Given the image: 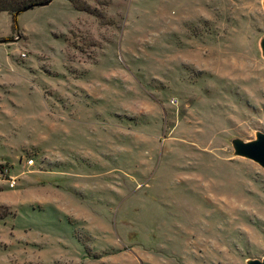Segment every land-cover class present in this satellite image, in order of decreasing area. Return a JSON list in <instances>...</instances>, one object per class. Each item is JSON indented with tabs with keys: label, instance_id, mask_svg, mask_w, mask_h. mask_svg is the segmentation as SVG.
Returning <instances> with one entry per match:
<instances>
[{
	"label": "rangeland",
	"instance_id": "rangeland-1",
	"mask_svg": "<svg viewBox=\"0 0 264 264\" xmlns=\"http://www.w3.org/2000/svg\"><path fill=\"white\" fill-rule=\"evenodd\" d=\"M263 37V0L0 11V264L262 259Z\"/></svg>",
	"mask_w": 264,
	"mask_h": 264
},
{
	"label": "water",
	"instance_id": "water-1",
	"mask_svg": "<svg viewBox=\"0 0 264 264\" xmlns=\"http://www.w3.org/2000/svg\"><path fill=\"white\" fill-rule=\"evenodd\" d=\"M51 0H47L36 5H44L49 3ZM33 6H28L23 10L29 9ZM264 6V0H263ZM22 10V11H23ZM260 48L264 53V37L260 40ZM235 147V153L246 156L257 161L261 166L264 167V133H258L256 139L250 141L233 140ZM247 264H264V257L262 259H248Z\"/></svg>",
	"mask_w": 264,
	"mask_h": 264
},
{
	"label": "trees",
	"instance_id": "trees-1",
	"mask_svg": "<svg viewBox=\"0 0 264 264\" xmlns=\"http://www.w3.org/2000/svg\"><path fill=\"white\" fill-rule=\"evenodd\" d=\"M47 0H0V11H7L13 15L15 19L16 15L28 6L44 2Z\"/></svg>",
	"mask_w": 264,
	"mask_h": 264
},
{
	"label": "built area",
	"instance_id": "built-area-1",
	"mask_svg": "<svg viewBox=\"0 0 264 264\" xmlns=\"http://www.w3.org/2000/svg\"><path fill=\"white\" fill-rule=\"evenodd\" d=\"M32 159H29L28 161H27V164H32ZM14 184H15V179H13V178H9V180H8V185H9V187H13L14 186Z\"/></svg>",
	"mask_w": 264,
	"mask_h": 264
}]
</instances>
